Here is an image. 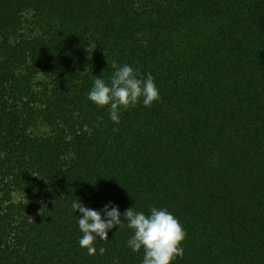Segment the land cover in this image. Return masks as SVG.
<instances>
[{
  "label": "trees",
  "instance_id": "trees-1",
  "mask_svg": "<svg viewBox=\"0 0 264 264\" xmlns=\"http://www.w3.org/2000/svg\"><path fill=\"white\" fill-rule=\"evenodd\" d=\"M113 61L160 93L118 125L86 97ZM9 88L21 107L0 103V264H141L126 225L94 255L79 246L78 200L167 208L187 233L174 264H264V0H0ZM39 122L50 133L32 135Z\"/></svg>",
  "mask_w": 264,
  "mask_h": 264
},
{
  "label": "clouds",
  "instance_id": "clouds-1",
  "mask_svg": "<svg viewBox=\"0 0 264 264\" xmlns=\"http://www.w3.org/2000/svg\"><path fill=\"white\" fill-rule=\"evenodd\" d=\"M111 67L114 71L110 81L94 76L86 97L98 108L107 106L113 124L120 123L123 110L138 104L151 107L160 99L155 78L150 72L141 76L138 67L134 68L128 63L118 65L116 61L112 62ZM72 208L75 213L78 210L82 214L77 219L78 229L82 233L78 243L87 249L89 255L97 252V239L106 240L108 231L117 225L119 228L126 225L132 230L126 246L132 252L143 250L141 264H174L177 258L183 257L182 242L186 238V230L165 207L151 206L147 213L130 207L121 212L118 205L109 201L101 209L94 210L78 200L72 204ZM104 251L102 247L99 249L101 254Z\"/></svg>",
  "mask_w": 264,
  "mask_h": 264
},
{
  "label": "rangeland",
  "instance_id": "rangeland-1",
  "mask_svg": "<svg viewBox=\"0 0 264 264\" xmlns=\"http://www.w3.org/2000/svg\"><path fill=\"white\" fill-rule=\"evenodd\" d=\"M138 1L143 2L144 0H138ZM30 15L31 14H27V18H26L27 20L23 29L25 36L28 37L33 36L34 34L39 32L38 29H36L34 26L33 17ZM50 82H51V77L47 72H43V71L39 72L35 77V87L38 90L44 89L45 87H47V85H49ZM3 100L7 101V104L10 108L16 109L21 107V104L14 99L12 90L10 88L7 89L5 92H2L0 90V103H2ZM50 130L51 129L48 125L41 122L37 123L36 125L30 128V132L34 136H42L48 134L50 133ZM17 199H19V197H17Z\"/></svg>",
  "mask_w": 264,
  "mask_h": 264
}]
</instances>
